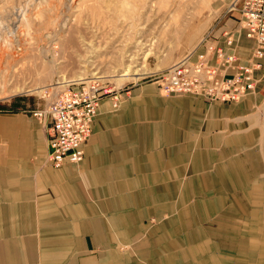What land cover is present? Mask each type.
<instances>
[{
  "label": "crops",
  "instance_id": "crops-1",
  "mask_svg": "<svg viewBox=\"0 0 264 264\" xmlns=\"http://www.w3.org/2000/svg\"><path fill=\"white\" fill-rule=\"evenodd\" d=\"M229 35L234 64H249L241 23L198 53L210 42L231 52ZM256 60V90L239 101L164 96L156 82L118 108L103 99L79 164L54 165L37 107L0 110V264H264Z\"/></svg>",
  "mask_w": 264,
  "mask_h": 264
},
{
  "label": "rangeland",
  "instance_id": "rangeland-1",
  "mask_svg": "<svg viewBox=\"0 0 264 264\" xmlns=\"http://www.w3.org/2000/svg\"><path fill=\"white\" fill-rule=\"evenodd\" d=\"M160 1L0 0V110L38 107L44 104L43 90L56 81L98 76L119 86L124 97L138 85L156 82L170 65L213 41L224 26L241 23L240 9L231 10L232 2L216 7L222 0H193L179 21L180 13L177 18L173 12L164 15ZM25 17L28 27L22 25ZM183 17H189L187 25ZM131 63L144 64L149 73L121 79L123 66Z\"/></svg>",
  "mask_w": 264,
  "mask_h": 264
},
{
  "label": "built area",
  "instance_id": "built-area-1",
  "mask_svg": "<svg viewBox=\"0 0 264 264\" xmlns=\"http://www.w3.org/2000/svg\"><path fill=\"white\" fill-rule=\"evenodd\" d=\"M230 7L231 10L239 7L241 25L255 40L249 64L235 65V50L227 53L210 42L206 44L205 52L195 50L169 66L156 81L161 94L202 96L210 102H232L256 90L254 71L261 67L256 59L264 57V0H234ZM229 36L233 40V36ZM213 59L217 62L212 63ZM230 67L235 69L233 73L228 72ZM41 97L44 104L32 114L44 125L49 158L56 167L66 161L82 162L83 144L92 134V124L102 100L107 98L114 108H118L124 99L121 89L107 83L103 77L69 81L62 88L47 87Z\"/></svg>",
  "mask_w": 264,
  "mask_h": 264
},
{
  "label": "bare ground",
  "instance_id": "bare-ground-1",
  "mask_svg": "<svg viewBox=\"0 0 264 264\" xmlns=\"http://www.w3.org/2000/svg\"><path fill=\"white\" fill-rule=\"evenodd\" d=\"M168 1L169 0H162V2H163V7L165 8V14L164 15H166V14H168V12H173L174 13V15H176V18H177V15L179 16L180 14V16L181 17H179V21H180V19L182 18V13H184V15H185V13L187 14L188 13V5L189 4H191V1L193 2V0H171L172 1V3H170L169 2V4H167L168 3ZM159 2H161L160 0H159ZM195 2H197V1H195ZM164 4H165V6H164ZM190 6V5H189ZM162 7V6H161ZM191 9V8H190ZM156 10V9H155ZM161 10V9H160ZM180 13V14H179ZM77 15V14H76ZM173 15V16H174ZM187 16V15H186ZM165 17V16H164ZM79 18V17H78ZM162 18V17H161ZM189 17H186V20H184L185 18L183 17V23H184V25L186 24H188V21H187V19H188ZM160 20H162V19H160ZM30 20L28 19V18H26L25 17V20H23V22H22V25L23 24H25L26 25V27H28V26H30V24H31V22H29ZM181 22H182V20H181ZM181 22H179V23H181ZM67 23L68 22H65V25L66 26H64V27H68L67 26ZM183 23H181V26L183 25ZM183 25V26H184ZM72 25H70L69 26V28L70 29H68V31H71V29H72V27H71ZM178 26L180 27V25L178 24ZM153 27V26H152ZM30 29V28H29ZM74 30V29H73ZM31 31V30H30ZM66 32V31H65ZM73 32V31H72ZM13 34H16V32H12ZM30 32H28V33H26V34H29ZM70 33V32H69ZM31 34V33H30ZM66 34V33H65ZM68 34V33H67ZM73 34V33H72ZM71 35V34H70ZM70 35H69V37H70ZM48 37V36H47ZM248 37H249V35H248ZM250 38V37H249ZM22 39V38H21ZM252 39V38H251ZM22 42H25V41H27V38L25 39H22L21 40ZM33 41V40H32ZM31 42V41H30ZM18 43H20L21 44V42H20V40H18ZM33 43V42H32ZM235 43H236V39L234 38L233 40H231V41H228V42H226V46H228V49L229 50H231V49H233V50H235L236 52H237V48H236V46H235ZM30 45H32V44H30ZM34 47V46H33ZM65 52V51H64ZM66 54V53H65ZM134 54V53H133ZM133 57H132V59H134L135 58V56H136V54H134V55H132ZM37 57V56H36ZM66 57V56H65ZM72 57V56H71ZM131 57V56H130ZM40 59V58H39ZM137 59V58H136ZM133 62V61H132ZM134 63V62H133ZM142 63V62H141ZM123 64V63H122ZM145 67V65L143 64L141 67H139L138 68V65H135V66H132V63L131 64H127V65H125V66H123V70L125 71L124 73H123V76L121 77V79H123V80H138V78L141 76V75H143V74H148L149 73V71H147V69H145L144 68ZM151 69V68H150ZM98 77H102V76H98ZM70 81H73V80H70ZM76 81H78V82H80V81H85L84 79H80V80H76ZM67 82H69V81H67ZM65 83V82H64ZM64 83H59L58 81H56V83H54V85L55 86H57L58 88H62V87H64L65 86V84ZM54 86V87H55ZM119 87V86H118ZM46 89V88H45ZM44 89V90H45ZM43 90V91H44ZM111 101V100H110ZM111 104H112V102H111ZM101 105V104H100ZM113 106V105H112ZM114 107V106H113ZM98 113V112H97Z\"/></svg>",
  "mask_w": 264,
  "mask_h": 264
}]
</instances>
